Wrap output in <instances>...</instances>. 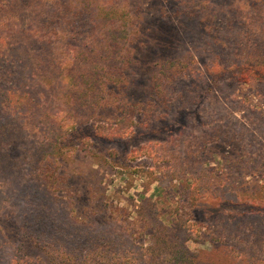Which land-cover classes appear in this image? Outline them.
<instances>
[{
  "label": "rangeland",
  "instance_id": "obj_1",
  "mask_svg": "<svg viewBox=\"0 0 264 264\" xmlns=\"http://www.w3.org/2000/svg\"><path fill=\"white\" fill-rule=\"evenodd\" d=\"M97 6L114 18H97ZM48 7L57 9L47 20L57 33L48 50L33 49L49 82L34 92L39 107L28 117L26 109L4 112L20 143L12 171L0 176L6 189L23 186L27 170L44 161L61 176L57 195L83 220L102 224L113 207L132 218L148 210L168 227L171 244L186 240L192 264H264V85L236 63L264 51V0H52ZM62 64L120 79L104 86L102 106L90 111L58 91ZM52 105L76 129L43 119ZM1 220L14 243L18 230Z\"/></svg>",
  "mask_w": 264,
  "mask_h": 264
},
{
  "label": "trees",
  "instance_id": "obj_2",
  "mask_svg": "<svg viewBox=\"0 0 264 264\" xmlns=\"http://www.w3.org/2000/svg\"><path fill=\"white\" fill-rule=\"evenodd\" d=\"M51 2L0 0L1 177L12 171L15 161L11 157H17L20 153V143L11 139L17 130L8 128L12 120L4 114L6 108L17 116L24 109L38 108L39 98L34 92L41 83L46 86L49 83L47 78L39 77L38 64L41 62L40 58L33 59V49L48 50L57 33L47 21L48 15L57 11L48 7ZM96 9L97 18L99 12L113 17L112 9L99 6ZM8 62L19 66L4 71L3 67L8 68ZM236 63L247 72L257 74L264 85V51L252 52L246 56V60ZM64 67L66 64H62L60 69ZM171 77L168 75L167 79ZM9 78L11 80L8 82ZM117 78L120 79L118 73L112 76L103 70L92 71L90 68L84 71L62 70L57 79L58 91L72 99L77 106L93 111L102 106L104 86L114 83ZM29 79L30 89L25 86ZM50 108L51 111L47 110L43 119L51 120L50 124L57 130L76 129L77 123L64 122L66 118L61 113H65V110L61 106L52 105ZM25 115H32V111ZM14 127L23 132L29 129L22 124H15ZM10 141L14 144L6 153L4 147ZM39 167L37 165L27 170L30 178L21 187L15 185L16 189L9 186L7 190L3 180H0V264H192L191 252L185 246L186 240H181L180 247L171 244L167 238L170 233L168 227L150 211L138 213L132 218L120 208L113 207L102 224L83 220L75 214L72 200L57 195L61 178L57 170L44 161ZM29 190L31 194L27 193ZM5 201L11 202L14 212L8 211ZM236 201L239 202L238 199ZM2 218L9 219L18 230V239L14 243L9 241L1 225ZM197 226L202 228L203 225ZM32 249H37L40 254L33 256Z\"/></svg>",
  "mask_w": 264,
  "mask_h": 264
}]
</instances>
